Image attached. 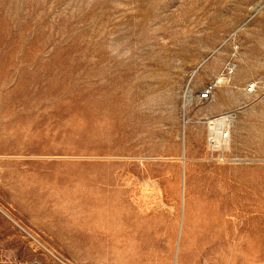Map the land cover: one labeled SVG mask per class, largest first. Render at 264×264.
<instances>
[{"label": "rangeland", "instance_id": "374dc122", "mask_svg": "<svg viewBox=\"0 0 264 264\" xmlns=\"http://www.w3.org/2000/svg\"><path fill=\"white\" fill-rule=\"evenodd\" d=\"M251 79L264 0H0V264H264ZM239 107L243 159L205 161V119Z\"/></svg>", "mask_w": 264, "mask_h": 264}, {"label": "built area", "instance_id": "2783aa9c", "mask_svg": "<svg viewBox=\"0 0 264 264\" xmlns=\"http://www.w3.org/2000/svg\"><path fill=\"white\" fill-rule=\"evenodd\" d=\"M238 46L235 45L230 56L225 61L219 76H231L237 68ZM218 79L214 77L206 82L200 90L193 92L190 86H186L183 96L185 102L194 100H210L217 88ZM245 93H264V80L251 79L244 86ZM239 108L223 110L215 115L208 116L205 119L206 152L204 160L207 162L231 163L240 162L243 158L234 153L232 148L231 130L239 113ZM31 264V263H29ZM34 264H40L34 262Z\"/></svg>", "mask_w": 264, "mask_h": 264}, {"label": "bare ground", "instance_id": "6f19581e", "mask_svg": "<svg viewBox=\"0 0 264 264\" xmlns=\"http://www.w3.org/2000/svg\"><path fill=\"white\" fill-rule=\"evenodd\" d=\"M228 78H226V80H227ZM218 81H223V79L222 78H219V80ZM225 82H227V81H225ZM184 179V178H183ZM184 188V187H183Z\"/></svg>", "mask_w": 264, "mask_h": 264}]
</instances>
